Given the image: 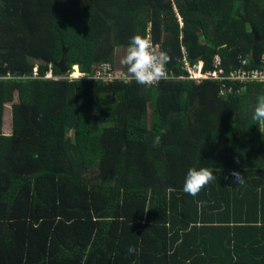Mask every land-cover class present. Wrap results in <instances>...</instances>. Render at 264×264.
Wrapping results in <instances>:
<instances>
[{"label": "trees", "instance_id": "trees-1", "mask_svg": "<svg viewBox=\"0 0 264 264\" xmlns=\"http://www.w3.org/2000/svg\"><path fill=\"white\" fill-rule=\"evenodd\" d=\"M134 35L168 52L169 80L121 65ZM182 47L263 69L264 0H0V264H264V83L176 79ZM201 167L217 179L193 197Z\"/></svg>", "mask_w": 264, "mask_h": 264}, {"label": "clouds", "instance_id": "clouds-1", "mask_svg": "<svg viewBox=\"0 0 264 264\" xmlns=\"http://www.w3.org/2000/svg\"><path fill=\"white\" fill-rule=\"evenodd\" d=\"M177 18L179 19L178 15ZM179 21L181 20L179 19ZM155 45H158L159 47ZM171 59L172 58L168 52L160 49L159 44L153 43L146 37L134 35L130 39L129 45L123 54L120 63L126 67L127 72L137 84L151 87L158 85L161 81H167L171 78L166 67L171 62ZM77 67L78 66H74L73 70L69 69L68 73H70V75L73 74L74 71L77 70ZM96 67L97 64L95 69ZM116 69L123 71L120 70V68ZM45 74L48 75L45 79L59 80L58 77L54 78L50 71ZM83 74L84 73L79 71V75L76 77L72 76V78H79L80 76H83ZM252 118L258 122H264V96L258 98ZM159 143L160 136H157L154 140L153 146L156 147ZM213 171L214 170L207 167H201L199 170L196 168H190L185 176L183 187L184 192L193 197L197 196L205 186L216 181L217 177L213 174ZM231 175L235 178V182H238V184L244 182L243 175L240 172L233 171ZM128 253L137 254V249L134 246H129Z\"/></svg>", "mask_w": 264, "mask_h": 264}, {"label": "built area", "instance_id": "built-area-1", "mask_svg": "<svg viewBox=\"0 0 264 264\" xmlns=\"http://www.w3.org/2000/svg\"><path fill=\"white\" fill-rule=\"evenodd\" d=\"M159 47L158 45H155ZM182 57L179 59L181 63V74L176 76V79L192 81L196 84L204 80L217 81L222 83L220 93H226L227 91L232 92L234 89L232 86L227 84L233 83H264V68L263 69H252L246 68L247 60L242 61V66L238 69L226 72L222 66V60L220 55H216L209 68H205V63L202 60L191 63L187 57V51L183 47L181 48ZM95 70L94 78L112 82L114 80L126 79L129 80L128 76H125L123 71L117 70L114 66L109 63H102ZM98 72L96 73V71ZM128 78V79H127ZM131 78V77H130Z\"/></svg>", "mask_w": 264, "mask_h": 264}, {"label": "rangeland", "instance_id": "rangeland-1", "mask_svg": "<svg viewBox=\"0 0 264 264\" xmlns=\"http://www.w3.org/2000/svg\"><path fill=\"white\" fill-rule=\"evenodd\" d=\"M122 56H123V54L119 51V53H118V57L120 58L119 59V61L121 60V58H122ZM79 71H80V69H79V67H77V70L76 71H74V73L72 74V76L73 77H76V76H78L79 75ZM98 72V70L96 71V73ZM67 74V73H66ZM38 75V69L36 68L35 69V76H37ZM48 75L47 74H45L43 77L44 78H46ZM58 79L60 80V78L58 77ZM6 110H7V112L8 113H6L5 114V120H6V127L7 128H5L6 130V133L7 134H9V133H11V131H10V129L9 128H11V105L10 104H8L7 105V108H6ZM7 124L9 125V127L7 126Z\"/></svg>", "mask_w": 264, "mask_h": 264}, {"label": "water", "instance_id": "water-1", "mask_svg": "<svg viewBox=\"0 0 264 264\" xmlns=\"http://www.w3.org/2000/svg\"><path fill=\"white\" fill-rule=\"evenodd\" d=\"M66 52L67 50L64 51L61 61L57 64V67H59L64 74L68 73L69 71L67 66Z\"/></svg>", "mask_w": 264, "mask_h": 264}, {"label": "bare ground", "instance_id": "bare-ground-1", "mask_svg": "<svg viewBox=\"0 0 264 264\" xmlns=\"http://www.w3.org/2000/svg\"><path fill=\"white\" fill-rule=\"evenodd\" d=\"M93 77V76H92ZM108 82V81H107Z\"/></svg>", "mask_w": 264, "mask_h": 264}]
</instances>
